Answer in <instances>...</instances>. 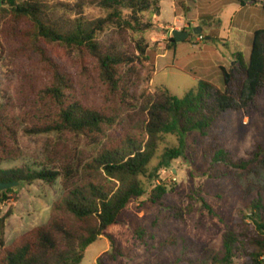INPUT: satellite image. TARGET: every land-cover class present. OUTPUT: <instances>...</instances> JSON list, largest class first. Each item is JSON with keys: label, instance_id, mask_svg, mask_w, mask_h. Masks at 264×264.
Returning a JSON list of instances; mask_svg holds the SVG:
<instances>
[{"label": "trees", "instance_id": "16d2710c", "mask_svg": "<svg viewBox=\"0 0 264 264\" xmlns=\"http://www.w3.org/2000/svg\"><path fill=\"white\" fill-rule=\"evenodd\" d=\"M161 1L1 0V8L9 16L6 31L2 30L4 39L14 40L19 24L27 23L20 48L39 56L50 82L40 90L35 110L24 106L15 112L9 103L0 102V160L16 158L21 132L50 138L37 168L25 165L0 170V182L53 184L61 178L64 194L53 204L46 224L19 236L9 246L3 235L14 209L4 215L0 209V264H81L87 248L118 222L134 199L146 194L143 178L154 176L150 166L163 135L194 131L208 135L226 111L257 105L264 87V27L254 31L248 61L237 53L229 70L221 67L224 89L201 81L181 99L168 89L149 91L156 73V53L145 32L155 25L144 21L143 15L154 10L159 13ZM175 1L184 7L185 0ZM88 7L105 10L107 15L91 17L85 13ZM176 43L170 37L168 49ZM46 46H60L92 61L114 109L88 106L77 99L72 78ZM121 111L133 114L137 123L135 129L112 139L109 131L120 123ZM180 141L179 147L166 149L155 172L182 156L183 138ZM212 161L226 162L242 191L258 196L251 201L250 212L224 232V254L206 248L202 257L190 264H233L239 251L248 257L246 264H264V147L252 158L238 161L219 150ZM12 191L2 192L0 201H7ZM167 191L165 185H158L150 200L159 202ZM109 239L112 251L106 254L117 260L123 251L114 237ZM98 264H106L102 256Z\"/></svg>", "mask_w": 264, "mask_h": 264}, {"label": "rangeland", "instance_id": "374dc122", "mask_svg": "<svg viewBox=\"0 0 264 264\" xmlns=\"http://www.w3.org/2000/svg\"><path fill=\"white\" fill-rule=\"evenodd\" d=\"M263 5L264 0H185L183 7L175 0H162L159 13L154 10L143 15L144 21L155 25L145 32L156 53V73L149 91L168 89L181 99L198 88L201 81H210L224 89L221 67L229 70L237 53L249 60L254 31L264 27ZM85 13L91 17L107 15V11L96 7H88ZM8 18L0 0V102L9 103L15 112L24 106L35 110L34 104L39 102L40 90L49 84L50 74L38 55L20 48L27 23L19 24L14 40L4 39L2 34ZM176 18L183 19L184 23L174 22ZM111 29H107L108 33ZM174 29L187 31L189 37L168 49ZM195 29L201 32L197 34ZM46 47L49 55L72 78L77 99L88 106L107 111L114 109L115 104L99 82L92 61L60 46ZM143 87L142 83L139 90ZM136 121L133 114L121 111L120 123L109 131L112 139L135 129ZM49 138L21 132L16 158L0 160V170L25 165L37 168L44 160L42 149ZM181 138L184 141L182 156L155 172L166 149L179 147ZM263 147L264 87L255 107L226 111L208 135L200 131L182 136L163 135L150 166L154 176L143 178L146 194L134 199L121 212L118 222L110 225L104 235L87 248L81 264H98L101 256L106 264H190L200 259L206 248L223 255L224 232L240 222L243 213L250 212V203L258 193L245 194L235 182L232 168L226 162H213V155L224 150L231 160L238 161L252 158ZM158 185H165L168 191L154 203L150 195ZM5 191H0V197ZM63 194L61 178L53 184L36 181L14 187L8 193L10 198L0 201L2 215L11 207L14 209L4 229V244L9 246L19 236L46 224L53 204ZM109 236L115 238L123 251L117 260L106 254L112 251ZM1 238L0 229V249ZM247 260L244 251H239L233 264H246Z\"/></svg>", "mask_w": 264, "mask_h": 264}, {"label": "water", "instance_id": "95a60500", "mask_svg": "<svg viewBox=\"0 0 264 264\" xmlns=\"http://www.w3.org/2000/svg\"><path fill=\"white\" fill-rule=\"evenodd\" d=\"M195 32L198 34L201 32V29H195ZM172 37L176 42H182L188 39L189 33L185 30L174 29L172 31ZM21 181H9V182H0V191L8 190L14 187H18L21 185Z\"/></svg>", "mask_w": 264, "mask_h": 264}, {"label": "crops", "instance_id": "0c3cea01", "mask_svg": "<svg viewBox=\"0 0 264 264\" xmlns=\"http://www.w3.org/2000/svg\"><path fill=\"white\" fill-rule=\"evenodd\" d=\"M243 5H246V4H243ZM174 22H177V23H184V20H183V19H177V18H176ZM191 24H192V23H191ZM162 25H163V23H160V26H162ZM167 27L169 28L170 25L168 24Z\"/></svg>", "mask_w": 264, "mask_h": 264}, {"label": "built area", "instance_id": "2783aa9c", "mask_svg": "<svg viewBox=\"0 0 264 264\" xmlns=\"http://www.w3.org/2000/svg\"><path fill=\"white\" fill-rule=\"evenodd\" d=\"M203 39V37L202 36H200V39L199 40H202Z\"/></svg>", "mask_w": 264, "mask_h": 264}]
</instances>
